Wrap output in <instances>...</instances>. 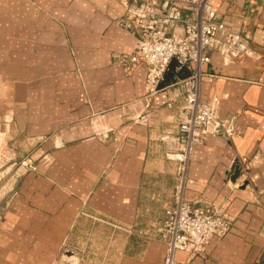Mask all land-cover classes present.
I'll return each instance as SVG.
<instances>
[{"label": "crops", "instance_id": "1", "mask_svg": "<svg viewBox=\"0 0 264 264\" xmlns=\"http://www.w3.org/2000/svg\"><path fill=\"white\" fill-rule=\"evenodd\" d=\"M211 4L231 23L233 40L247 46L231 59L211 53L199 98L217 96L220 116L237 113L242 135H211L192 149L186 196L193 205L228 208L232 226L211 239L207 257L187 261L177 251L176 258L264 264V0ZM124 11V0H0V139L36 160L35 170L5 188L0 264H62L81 223L91 224L90 238L95 220L119 227H109L102 264H161L164 243L137 231L154 229L150 205L171 190L173 168L157 136L178 121L164 105L176 85L150 96L157 111L146 108L144 71L126 74L114 59L135 43L120 25ZM240 159L247 182L239 172L233 177Z\"/></svg>", "mask_w": 264, "mask_h": 264}, {"label": "built area", "instance_id": "2", "mask_svg": "<svg viewBox=\"0 0 264 264\" xmlns=\"http://www.w3.org/2000/svg\"><path fill=\"white\" fill-rule=\"evenodd\" d=\"M125 11L120 25L135 37L133 48L114 54L126 74L136 69L144 71L148 87L145 106L149 98L159 91L157 84L169 62L174 58L179 66L186 65L191 75L175 83V88L164 105L174 109L178 121L172 126H160L158 141L163 159L173 168L170 199L163 209L160 224L154 229L140 228L137 235L145 240H160L165 245L161 264H180L176 252L187 254V261L194 257H207L213 237L222 238L232 226L228 208L203 203L193 205L186 196L189 159L192 149L206 143L211 135L228 140L242 135L238 127V114H218L219 98L206 101L199 98V80L202 65L210 62L213 51L223 59L237 57L245 51L246 41H234L232 25L226 16L219 17L211 0H124ZM162 90V89H160ZM24 171L36 169L30 160L20 161ZM239 178L246 181L249 166L240 159L237 164ZM113 229L119 227L108 223ZM132 233V230H127ZM105 256L102 262L105 261ZM62 264H78L73 251L61 255Z\"/></svg>", "mask_w": 264, "mask_h": 264}, {"label": "rangeland", "instance_id": "3", "mask_svg": "<svg viewBox=\"0 0 264 264\" xmlns=\"http://www.w3.org/2000/svg\"><path fill=\"white\" fill-rule=\"evenodd\" d=\"M13 143L14 142L6 143L0 139V203L6 193L5 188H8L11 183L14 184L17 178L20 176V172L24 171L20 166V161L27 159L36 164L35 159L29 158L30 155H28L27 157L25 155L18 156L12 150H15V147L12 145ZM169 195L167 194L165 198L158 196V199L155 201V203L150 205L149 209H152L151 216L156 222L154 227H157L161 222L163 209L170 199ZM144 220V223L148 222V218H145ZM95 221H97L96 224L98 225H95L96 227H94L93 229V235L90 238L84 236V232L90 227L91 224H88L84 221L81 223V229H79L80 232L73 239L72 245L69 246V249L73 251V254L76 257L78 264H102V258L106 254L105 251L109 242L108 238L106 239V237L111 225H109L108 223H103L101 222V220ZM122 237L123 235L120 234L112 239L111 247L113 250H115L116 247L120 244V239Z\"/></svg>", "mask_w": 264, "mask_h": 264}, {"label": "water", "instance_id": "4", "mask_svg": "<svg viewBox=\"0 0 264 264\" xmlns=\"http://www.w3.org/2000/svg\"><path fill=\"white\" fill-rule=\"evenodd\" d=\"M190 75H191L190 69L186 65L179 66L177 60L173 58L169 62L164 74L158 81L157 89L158 90L164 89L168 86L177 83L182 79L189 77ZM237 175H238V166L236 165V169L233 173V177H237Z\"/></svg>", "mask_w": 264, "mask_h": 264}]
</instances>
